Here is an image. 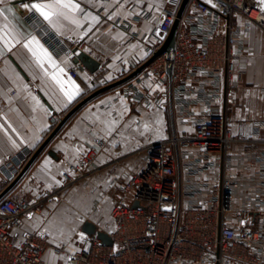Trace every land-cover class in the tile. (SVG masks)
I'll return each instance as SVG.
<instances>
[{"label":"built area","instance_id":"obj_1","mask_svg":"<svg viewBox=\"0 0 264 264\" xmlns=\"http://www.w3.org/2000/svg\"><path fill=\"white\" fill-rule=\"evenodd\" d=\"M181 2L168 0L160 21L152 24L146 38L148 59L165 43ZM213 2L215 7L207 0H190L175 48L124 85V94L144 109H167L170 102L175 122L191 131L142 148L144 167L122 186L113 204V227L107 232L113 245L89 236L88 243L73 252L70 241L53 243L49 235L26 227L92 175L107 147V140L96 138L78 162H65L58 187L34 198L9 194L0 201V264H52L48 257L57 264H264V124H257L251 135L244 130L235 135L227 109L239 85V19L264 29V0ZM155 13L140 7L125 28L153 21ZM25 20L54 53L73 49L59 36L41 35L43 22L31 13ZM76 46L81 50L80 42ZM143 63L123 65L117 80ZM71 75L76 78V71ZM61 119L52 114L51 126ZM33 154L27 150L4 165V184L17 178Z\"/></svg>","mask_w":264,"mask_h":264},{"label":"crops","instance_id":"obj_2","mask_svg":"<svg viewBox=\"0 0 264 264\" xmlns=\"http://www.w3.org/2000/svg\"><path fill=\"white\" fill-rule=\"evenodd\" d=\"M17 1L12 0V3ZM121 3L125 5L121 11L131 14L127 18L121 15L109 19L103 8L93 7L87 0H81L82 7L87 5L88 10L101 17V22L82 38L77 35L79 30L70 23L64 30L65 35L59 36L71 43L73 49L80 42L81 50L101 63L99 71L93 74L74 62L73 49L60 52L58 59H62L65 53L69 54L68 63L62 65L65 78L75 80L82 90L67 107H64L63 97L55 83L44 76L25 48L17 45L10 52L5 51L0 55V124L9 129L8 134L0 129V190L6 185L4 165L14 158L22 157L27 150L35 152L43 144L54 130L50 123L52 114L63 118L103 84L117 80L123 65L148 59L146 38L151 33L152 24L160 21V12L167 6L168 0H140L139 4L136 0H121ZM143 6L155 10L153 21L133 24L128 31L125 24L132 22ZM28 13L22 8L18 9L13 23L26 33H34L25 20V14ZM238 23L242 33V46L237 51L239 56L236 61L239 85L233 91L232 99L227 100V109L234 119L233 133L238 135L244 130L251 135L257 124H264V29L245 18H240ZM72 71H76V78L71 75ZM124 89L123 85L106 92L79 110L40 155L10 196L17 199L34 198L45 190L58 187L65 162H78L96 138H103L107 140V147L99 154L92 175L81 183L79 191L82 195L96 196L94 205L102 207V215L110 216L122 186L145 165L142 148L150 142L163 141L177 133L191 131L189 128L184 130L175 122L170 102L167 109L155 106L147 110L131 102L124 94ZM31 96L39 97L40 103L48 111L35 106ZM121 112L122 116L119 115ZM108 113L112 114L111 117H108ZM97 116L101 120L116 118L117 131L108 136L104 131L105 124L94 123ZM145 123L149 125L147 132L143 128ZM13 127L19 136L11 132ZM9 135L18 146L12 144ZM260 136L264 138V127ZM77 148L80 149L79 153ZM50 152H54L57 158L52 157ZM46 160L49 164L45 167ZM88 202H91L90 198ZM41 215L27 221L26 227L32 230L34 225L39 224L38 231H43L48 227L50 219L55 218L51 216L48 219V213ZM49 236L53 241V235ZM48 259L52 264H57L56 259Z\"/></svg>","mask_w":264,"mask_h":264},{"label":"snow or ice","instance_id":"obj_3","mask_svg":"<svg viewBox=\"0 0 264 264\" xmlns=\"http://www.w3.org/2000/svg\"><path fill=\"white\" fill-rule=\"evenodd\" d=\"M87 2L93 7L103 8L105 10V15L109 19H115L121 15L127 18V16L131 14L121 11L125 7V5L121 3V0H113L112 3H105V0H87ZM139 2L140 0H136L137 4H139ZM207 3L212 5V7L216 6L213 0H207ZM20 8L31 13L32 17L36 20L43 22L40 33L49 39L53 36H64V30L69 23L79 30L77 35L82 38L88 35V33L101 22V17L88 10L87 5L82 7L81 0H27V2L18 0L17 3H12V0H0V55L5 51L10 52L17 45H21L25 48L30 53L36 65L44 73V76L50 78L55 83L58 91L63 97L64 107H67L82 91L75 80H72L70 77L65 78V68L62 65L68 63L69 54L65 53L62 59H58L63 49L57 50L54 54V52L50 51L49 47L41 41L39 36L32 32L26 33L13 23V20L16 18V13ZM10 16L12 19H9ZM49 32H51V36H49ZM56 43L59 44L60 41L57 40ZM85 79H87L86 76ZM24 87L27 88V85H24ZM156 88H160V85L157 84ZM160 90L162 91L163 89L161 88ZM29 95H31V93H29ZM31 98L35 106L42 108L45 112L48 111V109L40 103L39 97L31 96ZM33 110H35V107ZM107 115L111 117L112 114L108 113ZM119 115L122 116L123 112ZM5 119H7V117H5ZM97 122L106 125L104 131L108 136H111L117 131L115 128L117 123L116 118L101 120L100 117L97 116L94 123ZM143 128L144 131L147 132L149 130V125L145 123ZM0 129H3L6 134L9 132V129L3 124H0ZM11 132L15 133L17 136L20 135L14 127L11 128ZM9 140L14 146H18L11 135H9ZM76 151L79 153L80 149L77 148ZM48 164L49 161L46 160L45 167ZM52 179L55 180V177H52ZM56 182L59 183V181ZM91 212V207H89L87 202H84L82 212H75L71 215L61 214L53 221H50L48 227H45L43 231H38L40 227L39 224L34 225L32 230L36 231L40 236L53 235V243L57 242L56 237L70 239L72 235L76 234V229L81 223V216H86ZM28 215L31 217L32 214L29 213ZM97 218L99 219V217ZM24 235L27 236L28 233L25 232ZM79 238L84 240L85 243H88L83 232L79 233ZM17 247H19V245H17ZM69 250L74 252L75 248L70 246ZM65 259L71 262L72 257L66 256Z\"/></svg>","mask_w":264,"mask_h":264},{"label":"water","instance_id":"obj_4","mask_svg":"<svg viewBox=\"0 0 264 264\" xmlns=\"http://www.w3.org/2000/svg\"><path fill=\"white\" fill-rule=\"evenodd\" d=\"M18 2V1H17ZM15 2V3H17ZM190 0H182L181 5L179 7V10L177 12V19L175 20L174 24L171 27L169 36L167 37L165 43L161 46L159 50H157L148 60H146L140 67H138L135 71H133L131 74L116 80L110 84H107L105 86H102L95 90L93 93L85 97L83 100H81L66 116H64L59 124L54 128L52 133L48 136V138L43 142V144L34 152L30 160L27 162L25 167L23 168L22 172L17 176V178L11 182L1 193H0V201L9 195L12 190L23 180V178L26 176L28 171L31 169V167L34 165V163L37 161V159L40 157V155L47 149L49 144L53 141V139L60 133V131L65 127V125L69 122V120L84 106H86L88 103L92 102L99 96L103 95L106 92H109L113 89L119 88L128 82L135 79L138 75H140L151 63H153L156 59H158L160 56L164 54H169L171 50L175 48L176 44V38H177V32L180 24V20L184 16L187 7L189 5ZM73 53L75 55L74 62L76 64H81L83 68L88 70L89 72L95 74L99 71L101 67V63L96 60L94 57H92L89 53L80 50L79 48L73 49ZM50 155L54 158H57L56 154L54 152H50ZM138 203L134 205V207H138ZM82 231L93 237L97 236V238L104 244L108 246L113 245V240L109 236L107 232L101 231L99 227L92 223V222H85L82 226Z\"/></svg>","mask_w":264,"mask_h":264},{"label":"rangeland","instance_id":"obj_5","mask_svg":"<svg viewBox=\"0 0 264 264\" xmlns=\"http://www.w3.org/2000/svg\"><path fill=\"white\" fill-rule=\"evenodd\" d=\"M81 183L75 185L65 196L64 201H62L61 203L52 205L51 208H49L48 210H46L45 212H43L42 214H46L47 218L50 219L51 216H54L55 218H57V215H61V214H68L71 215L72 213L75 212H82L83 211V203L87 202L89 207H91L92 212L89 213L86 216H81V223L79 224V227L76 229V234L72 235L70 237V239H65L64 237H56L57 243L62 242V241H70L71 244L73 246H77V247H83L86 243L84 242V240H81L79 238V233L83 232L82 231V226L85 222L89 221L92 222L94 224H98L97 226L99 227V229L101 231L104 232H108L112 229L113 227V219L112 216L110 215H102L104 214V212L102 211V207L98 206V205H94L95 202V197L94 195H82L80 193L79 190L81 187ZM23 198H27V197H23ZM91 199V202H88V199ZM94 205V206H93ZM58 213L56 216L55 214ZM40 216H42L40 214ZM99 217V219L97 218ZM53 218V217H52ZM54 218V219H55ZM50 221H53V219ZM84 233V232H83ZM85 239L88 241L89 235L85 234Z\"/></svg>","mask_w":264,"mask_h":264},{"label":"trees","instance_id":"obj_6","mask_svg":"<svg viewBox=\"0 0 264 264\" xmlns=\"http://www.w3.org/2000/svg\"><path fill=\"white\" fill-rule=\"evenodd\" d=\"M6 187H7V185H5L4 187H2L1 190H0V193H1V191H3Z\"/></svg>","mask_w":264,"mask_h":264}]
</instances>
